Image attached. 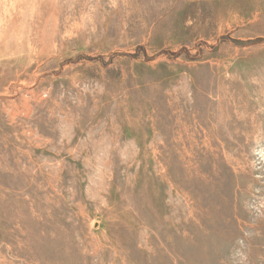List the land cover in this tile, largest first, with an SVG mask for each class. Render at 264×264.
<instances>
[{
  "label": "rangeland",
  "instance_id": "obj_1",
  "mask_svg": "<svg viewBox=\"0 0 264 264\" xmlns=\"http://www.w3.org/2000/svg\"><path fill=\"white\" fill-rule=\"evenodd\" d=\"M0 264H264V0H0Z\"/></svg>",
  "mask_w": 264,
  "mask_h": 264
},
{
  "label": "bare ground",
  "instance_id": "obj_2",
  "mask_svg": "<svg viewBox=\"0 0 264 264\" xmlns=\"http://www.w3.org/2000/svg\"><path fill=\"white\" fill-rule=\"evenodd\" d=\"M15 19H16V17H15ZM20 35V34H19ZM2 50V49H1Z\"/></svg>",
  "mask_w": 264,
  "mask_h": 264
}]
</instances>
